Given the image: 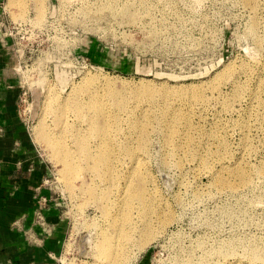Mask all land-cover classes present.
<instances>
[{"label": "rangeland", "instance_id": "obj_1", "mask_svg": "<svg viewBox=\"0 0 264 264\" xmlns=\"http://www.w3.org/2000/svg\"><path fill=\"white\" fill-rule=\"evenodd\" d=\"M18 1L4 33L70 223L62 264H264V0ZM49 95L107 107L108 166L66 181Z\"/></svg>", "mask_w": 264, "mask_h": 264}, {"label": "crops", "instance_id": "obj_2", "mask_svg": "<svg viewBox=\"0 0 264 264\" xmlns=\"http://www.w3.org/2000/svg\"><path fill=\"white\" fill-rule=\"evenodd\" d=\"M4 1L0 0V264H61L70 223L46 186L49 167L20 115L21 84L12 39L4 33V22L10 21L8 15L11 18Z\"/></svg>", "mask_w": 264, "mask_h": 264}, {"label": "bare ground", "instance_id": "obj_3", "mask_svg": "<svg viewBox=\"0 0 264 264\" xmlns=\"http://www.w3.org/2000/svg\"><path fill=\"white\" fill-rule=\"evenodd\" d=\"M8 3L9 0H7L6 8L8 7ZM16 3L18 4L19 1ZM51 95H49L50 98L46 102L45 110L48 114H54L59 127V138L52 139L50 137L51 139L47 138L46 141L51 151H53L51 154L54 155V159L62 164L63 175L65 174L66 181L71 184L73 180L82 176V164L80 163H93L95 166L94 172L99 171L103 166L109 165V111L106 106L103 107V103L98 100L96 95H93L87 101L78 99L68 100L65 104H61V102L56 104L59 102L58 96L51 97ZM70 113L76 114L79 118L87 122L89 135L76 134L73 126L67 124ZM42 131L43 129L39 132L40 136H37L38 138L43 136ZM93 138L98 140L96 145H92ZM127 154L132 156L133 151L127 150ZM136 192L138 193L137 196H139L140 193L144 194V189L138 187ZM137 196L135 197L138 199ZM150 235L147 234L146 237ZM107 249L103 251L104 254L109 252ZM114 264H118V260H114Z\"/></svg>", "mask_w": 264, "mask_h": 264}, {"label": "built area", "instance_id": "obj_4", "mask_svg": "<svg viewBox=\"0 0 264 264\" xmlns=\"http://www.w3.org/2000/svg\"><path fill=\"white\" fill-rule=\"evenodd\" d=\"M5 4V3H4ZM5 9H6V4H5ZM17 28V27H16ZM43 203V205L47 204V200L45 198H43V200L41 201ZM38 219L40 221H42V213H38ZM62 264V262H61Z\"/></svg>", "mask_w": 264, "mask_h": 264}]
</instances>
